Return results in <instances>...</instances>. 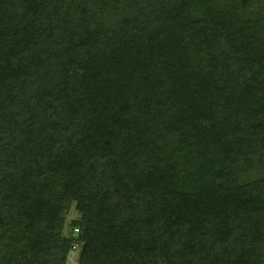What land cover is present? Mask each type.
Instances as JSON below:
<instances>
[{
  "label": "trees",
  "instance_id": "obj_1",
  "mask_svg": "<svg viewBox=\"0 0 264 264\" xmlns=\"http://www.w3.org/2000/svg\"><path fill=\"white\" fill-rule=\"evenodd\" d=\"M71 243L264 264V0H0V264Z\"/></svg>",
  "mask_w": 264,
  "mask_h": 264
},
{
  "label": "rangeland",
  "instance_id": "obj_2",
  "mask_svg": "<svg viewBox=\"0 0 264 264\" xmlns=\"http://www.w3.org/2000/svg\"><path fill=\"white\" fill-rule=\"evenodd\" d=\"M78 218H79V214L74 211L73 204H71L67 213L64 216L63 227H62L61 233L63 235H69L70 234V221L78 219ZM75 235L73 237H75ZM77 249H78V246L76 244L75 249H73L72 251H69L64 264H76Z\"/></svg>",
  "mask_w": 264,
  "mask_h": 264
},
{
  "label": "built area",
  "instance_id": "obj_3",
  "mask_svg": "<svg viewBox=\"0 0 264 264\" xmlns=\"http://www.w3.org/2000/svg\"><path fill=\"white\" fill-rule=\"evenodd\" d=\"M76 233H77V228L76 227H73L71 229V234L74 236ZM75 247H76V243H72L71 244V247H70V250L72 251L73 249H75Z\"/></svg>",
  "mask_w": 264,
  "mask_h": 264
}]
</instances>
